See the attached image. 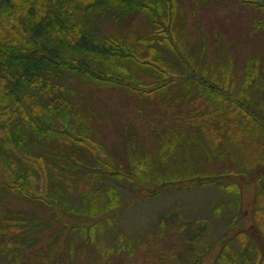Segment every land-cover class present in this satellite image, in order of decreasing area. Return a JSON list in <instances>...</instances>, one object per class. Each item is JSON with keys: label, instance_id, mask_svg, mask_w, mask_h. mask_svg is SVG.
<instances>
[{"label": "trees", "instance_id": "trees-1", "mask_svg": "<svg viewBox=\"0 0 264 264\" xmlns=\"http://www.w3.org/2000/svg\"><path fill=\"white\" fill-rule=\"evenodd\" d=\"M76 9L84 15L81 19L75 17ZM163 9L160 0H0V178L3 180L0 209L5 204V194L13 193L15 198L52 208L54 203L64 221L66 218L82 221L93 227L102 214L122 204L121 181L125 176L137 177L145 185L151 183L154 192L186 179L197 184L224 186L226 191H234L230 203L239 202L236 197L240 195V187L232 180L224 185L225 177L230 179L233 175L246 174L258 164L264 165V142H256L253 134L258 131L264 136V128L258 126L255 130L251 125L256 117L264 115V98L260 93L264 67L260 69L258 58V64L255 58L247 62L242 78L245 84L235 93L240 105L229 96L234 94L230 87L235 84L228 72L215 74L199 66L183 69L178 75L185 78L181 83L189 91V101L181 106L188 107L173 115L181 129L169 124L156 128L151 124L158 136L156 152H149L138 141L137 133L128 129L124 157L119 156V160L112 154L106 155L104 145L97 142L93 124L96 111L88 109L84 113L80 101L72 98L74 90L68 83L75 77L92 88L126 87L146 98L169 90L175 76L156 80L153 75L161 71L157 63L167 68L161 59L162 48L156 43L162 42L175 50L174 30ZM137 10L149 14L153 23L152 37L142 38L143 43L97 33L100 17L112 13L116 19H122L124 14ZM91 15L97 19L91 20ZM139 73L148 76V82L139 79ZM225 89L230 90L229 94ZM230 113L245 121L243 126L236 125L237 132H243L237 153L246 158L239 161L240 165L221 171L200 170L185 158L175 163V167L169 164L162 167V161L186 148V140L203 139L211 152L220 153L209 130L217 135L220 125L230 123ZM260 178L264 179V170ZM261 190L253 218L256 229L264 237V186ZM226 207L220 202L216 205V209ZM9 210L8 207L0 210L3 211L0 212V264L2 260L5 264H58L59 254L52 253L58 252V248L45 244L33 252L23 251L31 245L24 241L34 238L35 226L45 227L44 220L35 219L28 211ZM55 213V219L59 218L56 210ZM63 225L67 228L69 224ZM71 225L77 233L83 232L80 226ZM235 240L237 250L234 242H224L220 259L227 260L226 264L246 246V232L238 233ZM251 247H254L252 243L245 249L251 251ZM257 251L263 253L262 249ZM53 258L55 263L50 261Z\"/></svg>", "mask_w": 264, "mask_h": 264}, {"label": "rangeland", "instance_id": "rangeland-1", "mask_svg": "<svg viewBox=\"0 0 264 264\" xmlns=\"http://www.w3.org/2000/svg\"><path fill=\"white\" fill-rule=\"evenodd\" d=\"M160 2L164 8L163 15L171 20L175 50L172 51L162 42L156 43L157 47L162 48L161 59L168 69L157 63L162 72H155L153 75L156 80L161 76L165 79L175 76L169 90L146 98L126 87L92 88L77 77L68 83L74 90L72 98L80 101V109L83 108L84 113L88 109L96 111L97 122L93 121V124L97 142L104 145L106 155L112 154L117 160L119 156L124 157L128 129L137 133L138 141L149 152H156L158 149V136L152 125L157 128L169 124L181 129V124L173 119V115L176 116L177 112L188 107L181 106L189 101V91L181 83L185 78L178 75L186 71V68L199 66L215 74L228 72L230 81L235 84L230 87L234 94H229L230 90L224 91L240 105L235 93L245 84L242 78L247 62L255 58L254 62L257 63L258 58L260 69L264 67V0ZM124 15L126 16L122 19H116L112 13L100 17L97 21L100 31L97 33L117 38L126 37L140 43H143L142 38L152 37L153 23L149 14L137 10ZM81 16L84 15L80 9H76L75 17L81 19ZM90 18L97 19L95 15ZM139 39L142 40L137 41ZM144 75L139 73V79L148 82V76ZM260 93L264 98V85L261 86ZM242 114L241 112L240 115ZM229 116L230 123L224 127L220 125V130L216 128L217 135L209 130L222 154L211 152L203 139L201 142L186 140V148L172 154L168 161H162V167L164 164L175 167V163H180L185 158L200 170L211 168L221 171L240 165L239 161L246 158L243 157L244 154L240 156L242 154L237 153L243 139V132H237V126H243L245 121H240L236 114L233 116L230 113ZM251 125L255 130L258 126L264 128V115L256 117ZM261 133L253 132L256 142H264ZM233 135L234 139H230ZM90 147L97 149L94 145ZM98 157L104 155L98 154ZM188 168L191 167L187 166ZM178 169L181 170L180 164ZM262 170L264 165L258 164L246 174L233 175L230 179L225 177L224 185L232 180L240 187V195L236 197L239 202L233 205L230 200L232 195L235 196L234 191H226L224 186L197 184L194 180L186 179L177 180L154 192L152 189L155 186L151 183L145 185L137 177L129 179L125 176L121 181L124 193L122 204L115 210L102 214L95 221L99 223L93 227H88V223L82 221L67 218L64 221L54 203L52 208L37 201L15 198L13 193L5 194V204L0 210L8 207L10 212L28 211L35 219L42 218L45 227H34V238L24 241L31 245L23 251L33 252L45 244L50 248H58V252L52 251L54 255L59 254L58 264H226L227 260L220 259L224 242H234L237 250L238 241L235 239L241 231L247 234L246 246L249 248L252 243L254 247L250 251L244 245L242 251H239L240 255L229 260L228 264H264V237L256 229L253 218L258 195L264 186V179L260 178ZM173 172L177 173L175 170ZM0 181H3L2 178ZM2 192L1 188L0 196ZM219 202L221 206L227 207L216 209ZM55 210L57 216H60L57 219ZM5 220L8 222V219ZM64 223L69 224L67 228H64ZM71 224L80 226L83 232L77 233ZM258 249H262L263 253L259 254ZM49 254L47 252V256ZM55 260L56 258L50 259L51 263H55ZM5 262L2 260L1 264Z\"/></svg>", "mask_w": 264, "mask_h": 264}]
</instances>
